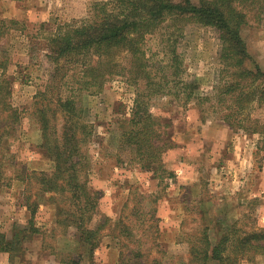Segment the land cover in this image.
Masks as SVG:
<instances>
[{"label":"rangeland","instance_id":"rangeland-1","mask_svg":"<svg viewBox=\"0 0 264 264\" xmlns=\"http://www.w3.org/2000/svg\"><path fill=\"white\" fill-rule=\"evenodd\" d=\"M100 1L107 0L77 1L79 9L77 5L75 9L53 7L48 19L32 21L13 17L19 9H11L9 1L0 0V17L19 22L10 24L9 32L0 38V63L9 61L6 72L0 67V78H9L10 102L17 112L16 118L3 114L0 231L12 237L16 229L27 228L32 220L38 229L12 264H65L68 255L77 257L86 249L77 241L75 228L66 233L57 219L50 222L52 210L45 212L46 205L55 202L41 191L34 173L51 172L55 164L42 148V131L35 113L37 94L45 89L54 71L47 57L53 47L49 39L59 26L89 18L93 5ZM244 11L246 23L241 35L264 71V14L258 16L257 9ZM168 23L146 39L144 49L156 83L142 85L146 92L162 85L165 94L151 98L150 110L172 124L175 147L163 155L167 172H157L165 176L162 184L157 185L160 180L155 172L131 163L133 154L122 148L119 121L130 116L139 88L129 80L130 73L114 76L98 94L81 97L84 117L93 126V136L84 150L89 158L90 183L101 194L100 214L109 216L105 210L112 199L117 208L125 201L120 214L109 217L114 221L126 218L131 227L123 237L106 235L102 239L103 249L108 245L119 251L116 264H203L193 260L191 245L202 246L199 241L207 227L213 243L219 237L218 221L223 229L236 224L235 237L264 229V192L258 188L264 182V135L233 130L222 118L221 109L231 106L232 101L229 95L220 102L216 87L234 77L227 74L222 63L219 32L194 22H183L179 31L180 26ZM130 59L129 53H122L119 62L128 67ZM190 81H196V90L210 97L208 101L186 102L183 82ZM250 99L245 102L242 117L264 125V102L256 101V96ZM249 121L245 125L255 128ZM177 171L180 175L187 171L190 178L169 189L167 183L175 178L169 173ZM100 177L109 181L106 189L95 187ZM254 182L256 196L251 193ZM29 201H36L33 218ZM101 216L94 219L92 227L100 223ZM248 257H239L238 264H264V255L248 251ZM103 262L98 255L94 257V264ZM2 263L9 264L0 259ZM80 264H91L88 255L84 254Z\"/></svg>","mask_w":264,"mask_h":264},{"label":"trees","instance_id":"trees-1","mask_svg":"<svg viewBox=\"0 0 264 264\" xmlns=\"http://www.w3.org/2000/svg\"><path fill=\"white\" fill-rule=\"evenodd\" d=\"M93 9L89 18L61 25L52 34L49 41L53 47L47 57L54 71L50 82L36 97L35 115L42 131L41 145L55 165L51 172H35V178L41 191L50 194L56 204L57 225H62L66 233L75 228L77 241L86 246L77 257L68 255L65 264H80L84 254L94 264V253L104 236L120 238L131 230L126 218L114 221L100 214L101 194L90 183L89 158L84 150L93 136V126L84 117L81 102L85 93L98 94L114 76L124 75L125 71L130 73L129 80L139 88L130 116L119 121L122 148L133 154L131 163L137 162L142 169L153 171L158 179L165 180V176L157 172H167L163 155L175 147L170 131L172 124L166 118L156 117L150 110L151 98L165 93L160 83L156 85L158 89L149 92L142 85L148 87L156 83L144 49L146 39L159 32L167 22H170L167 25L176 26L194 22L218 30L222 41V63L226 65L227 74L234 77L216 87L215 96L220 102L224 100L223 96L229 95L232 101L231 106L221 109L222 118L233 130L264 135V125L242 117L245 102L252 100L250 97L256 96V101L264 102V71L255 63L241 35L246 23L244 9H257L260 16L264 14V0H107L96 2ZM18 23L0 17V38L9 32L10 24ZM126 52L131 59L128 67H122L119 57ZM8 62L0 63L4 72ZM183 84L186 102L198 99L204 103L210 98L198 93L196 81ZM11 94L10 80L3 75L0 78V154L5 135L3 114L14 118L17 115L10 102ZM247 120H251L249 122L255 128L245 125ZM169 174L175 176V172ZM3 177L0 155V183ZM35 204L36 201L28 202L32 218ZM97 216H101L100 223L92 227ZM217 224L220 228L215 243L207 227L199 241L202 246L191 245L194 261L238 264V258H247L248 251L264 255V229L235 237L236 224L229 225L228 229H223L219 221ZM36 230L32 220L27 228L16 229L12 237L0 231V253H9L14 260L23 248L27 249L24 243Z\"/></svg>","mask_w":264,"mask_h":264},{"label":"crops","instance_id":"crops-1","mask_svg":"<svg viewBox=\"0 0 264 264\" xmlns=\"http://www.w3.org/2000/svg\"><path fill=\"white\" fill-rule=\"evenodd\" d=\"M8 5H11V9H16L18 8L19 10L16 11L15 15L13 17L15 18H31L32 21L34 20H39L40 18L43 20L48 19L47 17L50 16V13L52 12L53 7H56L55 9H75L73 6L77 5L81 6V1L84 2L86 0H37V6H36V0H7ZM64 1V2H63ZM77 1H80V3L78 4ZM69 2L71 4H69ZM84 5V4H83ZM14 6V7H13ZM80 8V7H79ZM78 8V9H79ZM83 9V8H81ZM7 15V14H6ZM243 164V163H242ZM187 171L183 172V175H180V173L177 171L175 173V178L173 181H171L169 184V189H171V187L175 188V186L177 185V182H183L185 180H188L190 177L187 176ZM160 180V179H159ZM183 180V181H182ZM109 182L108 180L106 181V179H103L102 177H100L99 179H96L95 182V187L98 189H106V187H108V185H106V183ZM159 182V183H158ZM163 182V181H162ZM167 182V181H166ZM151 182H149L148 184H150ZM158 184H162L161 180L158 181L157 180V185ZM258 188L262 189L261 192H264V182L261 184V186H259ZM252 192L254 193L253 196H256V182H254V184L252 185ZM116 191H113V194H115ZM112 194V190H110L109 195ZM123 197H121V202H122ZM109 200V198H107V201ZM111 200V199H110ZM109 200V201H110ZM127 200V198L125 199ZM103 201V200H102ZM169 202V201H167ZM125 201H123L122 204H120V208H117V204L113 201L110 202V206L108 208V210L106 209L105 211L107 212V214H109V216H118L120 214L121 211V207L124 206ZM116 204V205H115ZM171 204V203H169ZM115 206V207H114ZM105 206H103L102 204V209ZM115 208H117V210H119L117 212L114 211ZM49 210H52V218L50 222H55L57 219V210H56V204H47L46 205V209L45 212H49ZM47 214V213H46ZM169 223V220L167 221ZM171 224H167L166 226H169ZM110 243H112L114 241V239L112 240V238L110 239ZM103 245H100V247L98 249H96L94 255L97 258L98 255V259H104V262L101 264H116L117 259L116 256H119V251H115V247H111V248H107V246H105L106 248L103 249L102 247ZM102 257V258H101ZM0 259L1 261L6 260L9 264H12L13 259L12 256L9 253H0ZM3 264V263H2Z\"/></svg>","mask_w":264,"mask_h":264}]
</instances>
